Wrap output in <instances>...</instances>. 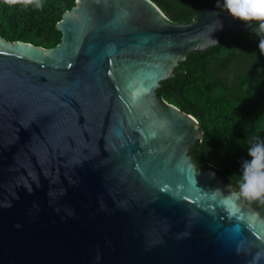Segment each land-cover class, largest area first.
<instances>
[{
  "label": "water",
  "instance_id": "1",
  "mask_svg": "<svg viewBox=\"0 0 264 264\" xmlns=\"http://www.w3.org/2000/svg\"><path fill=\"white\" fill-rule=\"evenodd\" d=\"M253 24L219 0L190 23L77 0L54 48L0 35V264H252L264 217L197 168L198 120L157 90Z\"/></svg>",
  "mask_w": 264,
  "mask_h": 264
},
{
  "label": "trees",
  "instance_id": "2",
  "mask_svg": "<svg viewBox=\"0 0 264 264\" xmlns=\"http://www.w3.org/2000/svg\"><path fill=\"white\" fill-rule=\"evenodd\" d=\"M76 1L43 0V7L36 9L10 7L0 0V35L9 42L54 48L62 38L57 24ZM152 1L175 23L192 22L210 2ZM219 7L225 10L223 0ZM254 26L228 31L217 46L190 52L174 77L161 82L157 90L159 98L198 120L203 138L189 150L197 168L216 170L234 191H239L242 162L251 159L247 154L250 138L264 140V53ZM246 202L264 217V205Z\"/></svg>",
  "mask_w": 264,
  "mask_h": 264
},
{
  "label": "clouds",
  "instance_id": "3",
  "mask_svg": "<svg viewBox=\"0 0 264 264\" xmlns=\"http://www.w3.org/2000/svg\"><path fill=\"white\" fill-rule=\"evenodd\" d=\"M2 3L10 7H43V0H2ZM223 8L240 21L249 24L254 22L253 31L260 37L259 49L264 53V0H223ZM247 154L251 159L242 162L238 197L249 203L264 205V140L258 136L251 137ZM261 257H264V252H258L252 264H257Z\"/></svg>",
  "mask_w": 264,
  "mask_h": 264
}]
</instances>
